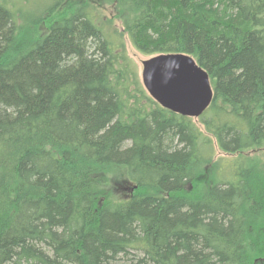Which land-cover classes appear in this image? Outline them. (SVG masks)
I'll return each mask as SVG.
<instances>
[{
  "label": "trees",
  "instance_id": "1",
  "mask_svg": "<svg viewBox=\"0 0 264 264\" xmlns=\"http://www.w3.org/2000/svg\"><path fill=\"white\" fill-rule=\"evenodd\" d=\"M103 1L140 53L192 56L212 101L162 108L86 3L0 0V264H264L243 160L264 147V0ZM212 136L237 158L205 186Z\"/></svg>",
  "mask_w": 264,
  "mask_h": 264
},
{
  "label": "water",
  "instance_id": "2",
  "mask_svg": "<svg viewBox=\"0 0 264 264\" xmlns=\"http://www.w3.org/2000/svg\"><path fill=\"white\" fill-rule=\"evenodd\" d=\"M140 76L162 108L182 116L198 117L213 96L208 73L185 53H161L143 60Z\"/></svg>",
  "mask_w": 264,
  "mask_h": 264
},
{
  "label": "rangeland",
  "instance_id": "3",
  "mask_svg": "<svg viewBox=\"0 0 264 264\" xmlns=\"http://www.w3.org/2000/svg\"><path fill=\"white\" fill-rule=\"evenodd\" d=\"M37 2V4H44L47 0H32V6L33 3ZM81 2L83 4L86 3L87 7L91 11V14L93 17L97 20H100L102 23V27L106 33L109 34V36L115 40L119 39L122 40L125 44L127 51L129 52V55L131 57V62L134 67L135 72L139 75L141 73L142 69V61L147 60L150 58V55H144L140 53L130 42L129 37L127 35L117 36L113 34L112 31H114L115 28L120 29L119 23L115 22V19L113 18L114 13H116V10L113 9L111 6H108L106 3H104L103 0H77L76 3ZM27 6L25 7V10L29 8L30 2H25ZM122 33V32H121ZM153 56V55H152ZM194 122H198L197 119H193ZM211 136V135H210ZM211 142L212 146L214 147L212 151L213 161L210 162L209 169L207 170V164L202 165V169L205 172L204 176H201L200 180L202 183H205V186L208 185V179L210 180H218L222 177H229L231 174H229L228 171L231 170V167H234V161L236 160L237 156L234 155H223L221 156L215 141V138L212 136ZM243 160L246 161L247 165L253 166V168H259L264 170V147L258 149V150H251L248 151L246 155L243 156ZM231 172V171H230ZM222 180V179H221ZM123 185H118V188L121 189Z\"/></svg>",
  "mask_w": 264,
  "mask_h": 264
},
{
  "label": "bare ground",
  "instance_id": "4",
  "mask_svg": "<svg viewBox=\"0 0 264 264\" xmlns=\"http://www.w3.org/2000/svg\"><path fill=\"white\" fill-rule=\"evenodd\" d=\"M212 98H213V96H212ZM211 101H212V99H211ZM211 103V102H210Z\"/></svg>",
  "mask_w": 264,
  "mask_h": 264
}]
</instances>
